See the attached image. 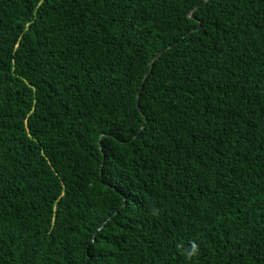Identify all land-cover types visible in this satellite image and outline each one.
I'll return each mask as SVG.
<instances>
[{"label":"trees","instance_id":"1","mask_svg":"<svg viewBox=\"0 0 264 264\" xmlns=\"http://www.w3.org/2000/svg\"><path fill=\"white\" fill-rule=\"evenodd\" d=\"M0 264H264V0H0Z\"/></svg>","mask_w":264,"mask_h":264},{"label":"water","instance_id":"2","mask_svg":"<svg viewBox=\"0 0 264 264\" xmlns=\"http://www.w3.org/2000/svg\"><path fill=\"white\" fill-rule=\"evenodd\" d=\"M164 51H165V49L161 50V51L155 56L154 60L158 59L159 56H161V55L163 54ZM151 65H152V63H151ZM147 74H148V72H147ZM139 96H140V92H138V94H137V98H139Z\"/></svg>","mask_w":264,"mask_h":264}]
</instances>
